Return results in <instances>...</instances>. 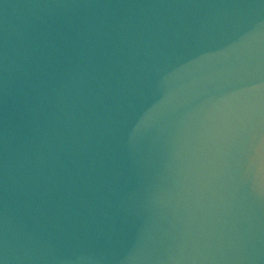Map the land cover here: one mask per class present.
Masks as SVG:
<instances>
[{
    "label": "water",
    "instance_id": "obj_1",
    "mask_svg": "<svg viewBox=\"0 0 264 264\" xmlns=\"http://www.w3.org/2000/svg\"><path fill=\"white\" fill-rule=\"evenodd\" d=\"M0 264H264V0H0Z\"/></svg>",
    "mask_w": 264,
    "mask_h": 264
}]
</instances>
